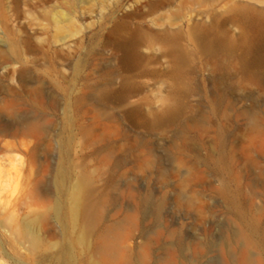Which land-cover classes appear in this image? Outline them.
Listing matches in <instances>:
<instances>
[{
    "label": "rangeland",
    "instance_id": "obj_1",
    "mask_svg": "<svg viewBox=\"0 0 264 264\" xmlns=\"http://www.w3.org/2000/svg\"><path fill=\"white\" fill-rule=\"evenodd\" d=\"M84 225L150 264L264 260V0H0V264Z\"/></svg>",
    "mask_w": 264,
    "mask_h": 264
},
{
    "label": "bare ground",
    "instance_id": "obj_2",
    "mask_svg": "<svg viewBox=\"0 0 264 264\" xmlns=\"http://www.w3.org/2000/svg\"><path fill=\"white\" fill-rule=\"evenodd\" d=\"M133 111V110H132ZM173 116H176L173 114ZM165 118H161L163 121ZM160 121V119L158 120ZM94 205V201L88 196L84 180H80L74 185L71 197L70 220L75 222L78 218V211L83 209L85 217L88 216L89 209ZM89 228L83 226L80 242L61 249L58 259L59 264H150L153 259V251L150 246L140 247L121 246L119 243L102 239L94 247L89 243ZM37 242V239H34ZM83 251L87 257L82 262L75 260L76 252ZM167 263L176 264V247L167 248ZM191 252V251H190ZM82 253V252H81ZM81 257V256H79ZM189 260V259H188ZM162 264H166L163 261ZM237 264H264V260L255 261L250 258L248 251L243 253L242 258Z\"/></svg>",
    "mask_w": 264,
    "mask_h": 264
}]
</instances>
